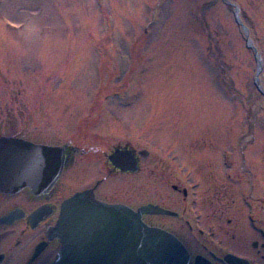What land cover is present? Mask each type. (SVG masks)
Masks as SVG:
<instances>
[{
	"label": "rangeland",
	"instance_id": "rangeland-1",
	"mask_svg": "<svg viewBox=\"0 0 264 264\" xmlns=\"http://www.w3.org/2000/svg\"><path fill=\"white\" fill-rule=\"evenodd\" d=\"M14 101L18 115L31 101L34 139L77 144L89 118L97 147L146 149L115 194L157 201L159 164L238 170L243 196L246 171L264 186V0H0V121L16 119Z\"/></svg>",
	"mask_w": 264,
	"mask_h": 264
},
{
	"label": "flooded vegetation",
	"instance_id": "flooded-vegetation-1",
	"mask_svg": "<svg viewBox=\"0 0 264 264\" xmlns=\"http://www.w3.org/2000/svg\"><path fill=\"white\" fill-rule=\"evenodd\" d=\"M30 103L25 102V115H18V111L23 112V107L14 101L16 119L0 121V137L61 146L65 160L61 174L47 191L35 193L29 187L14 193L0 190V264H51L61 248V241L52 235V229L62 214L64 203L84 191H91L99 201L126 205L135 211L143 205L154 204L173 213L143 214L142 219L147 225L177 237L188 252L187 264H264V221L261 219L264 186L257 183L260 181L257 180L258 170L246 171L247 189L242 196L238 170H224L219 177L212 173L210 179L208 172H218V169L211 170L210 165L206 174L188 166L185 174L181 170L178 176L169 174L158 164L155 170L159 177L163 175L160 178L163 180H157V201H144L141 192L130 191L129 185L118 195L114 193L113 178L125 177L127 183L132 177L139 179L148 151L137 149L130 142L113 144L105 150L97 147L94 139H89L93 134L89 130V118L77 122V135L81 136L79 144H50L34 139ZM116 150L129 152L136 170L124 171L116 167L112 160ZM164 154L156 153L155 159L161 162ZM124 160L128 161V158ZM227 162L224 167H232L233 163ZM166 166L175 167L172 163ZM176 168L179 167L176 165ZM196 172L202 174L197 176ZM260 177L264 178V175ZM227 181L233 186L227 188L224 184ZM240 202L246 209L244 225L231 211L232 207L238 209L241 218ZM228 214L233 217H226Z\"/></svg>",
	"mask_w": 264,
	"mask_h": 264
},
{
	"label": "water",
	"instance_id": "water-1",
	"mask_svg": "<svg viewBox=\"0 0 264 264\" xmlns=\"http://www.w3.org/2000/svg\"><path fill=\"white\" fill-rule=\"evenodd\" d=\"M236 19L243 26L238 9ZM247 44L253 47L248 40ZM256 61L260 70L258 54ZM130 155L116 150L114 165L124 171L136 170ZM64 160L61 146L1 136L0 190L14 193L29 187L35 193L47 191L61 174ZM157 213L173 214L154 204L135 211L126 205L99 201L91 191L79 192L64 203L52 229L61 248L51 264H187L189 256L182 242L142 219L143 214Z\"/></svg>",
	"mask_w": 264,
	"mask_h": 264
}]
</instances>
